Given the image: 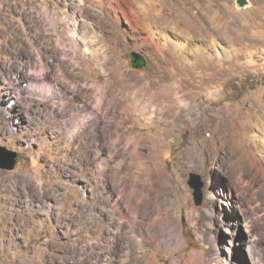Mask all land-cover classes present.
<instances>
[{
    "label": "rangeland",
    "instance_id": "1",
    "mask_svg": "<svg viewBox=\"0 0 264 264\" xmlns=\"http://www.w3.org/2000/svg\"><path fill=\"white\" fill-rule=\"evenodd\" d=\"M80 1L0 0V146L16 152L12 169L0 167V264H100L110 239L118 246L113 254L121 250L123 236L111 233L124 222L100 221L95 210L86 214L98 188L93 164L84 161L95 158L98 144L102 154L128 150L147 161L148 175L134 178L148 195L141 207L151 218L164 217L152 229L175 225L184 238L182 246L175 240L170 247L143 245L131 264H194L195 252L209 264H255L249 239L264 238V0L244 7L236 0H131L137 20L115 24ZM80 4L89 13H79ZM94 14L103 19L96 22ZM76 40L81 46L68 51ZM60 47L65 51L57 59ZM131 52L147 60L146 69L130 66ZM102 83L109 108L129 106L128 85L131 96L167 93L190 114L165 132L160 119H123L112 110L100 119V137L83 128L69 137L60 91H67L72 113L81 96L93 102L94 86ZM116 133L120 141L111 150L106 141ZM83 165L89 182L74 180L83 177ZM190 173L201 182L198 204ZM111 188L118 190L112 182ZM155 188L162 199L170 196L161 209ZM244 218L253 225L250 233ZM163 235L160 240L168 238Z\"/></svg>",
    "mask_w": 264,
    "mask_h": 264
},
{
    "label": "bare ground",
    "instance_id": "2",
    "mask_svg": "<svg viewBox=\"0 0 264 264\" xmlns=\"http://www.w3.org/2000/svg\"><path fill=\"white\" fill-rule=\"evenodd\" d=\"M84 1L87 3L89 2L90 6L93 8H97L100 13L105 14V15H109L110 17H112V22L114 24L120 22L122 20V18H124L126 20L127 19L137 20V15H136L137 11H136L134 4H132L131 0H126V2L128 4L127 7H125V5H123L121 0H81L80 2L82 3ZM78 11H79V13L84 12V14H85L86 12L90 11V8H88L86 5L80 4ZM120 14L122 15V17L120 16ZM94 18L96 19V22L99 19L100 20L103 19V17H101V15H98V14H94ZM76 31H77V28L74 27L73 32L75 33ZM90 40H91V38H90ZM71 42H72V40H71ZM70 44L71 43L69 42V45ZM57 45H60V44L57 43ZM69 45L67 46L68 51H70V50L73 51L74 49L78 48V46H81V43H80V41L76 40V41H73L71 46H69ZM83 45H85L83 48L86 49L84 51L88 52L87 49L91 47L88 45V40H86V42H84ZM61 51L63 53L65 51V47H60V51L56 50V52H54L55 55H57V59H59V55H60ZM91 52L93 53V51L90 50L87 54L91 55ZM66 57H64V58H66ZM94 59H96V58H94ZM61 60H62V58H61ZM64 61H66V60H64ZM82 69H80V71ZM33 75H35V74H33ZM35 76H37V75H35ZM161 81H163V80H161ZM160 84H162V83H160ZM93 86H94V84H93ZM94 87H96L97 92H99V95L95 97L94 101L88 102L85 97L80 95L82 98L81 100H83V101L81 104L77 105L76 108H74V111L72 113H70L67 110L69 102H70V99L67 96V91L66 90L60 91L61 96L64 99V106H63L62 112L70 115L69 124H66V127L69 128V130H68V133H69L68 136L69 137H74V135L78 134L79 131L81 133L82 128L84 129V133H86L88 130L92 129L93 130L92 134L96 133L93 135H95L96 138L100 137L102 132L101 131L97 132V128L100 125L103 130L105 129V127H103V125L100 123V119L101 118H103V119L107 118V113L109 111H112V110H118L117 115L122 116L123 119H126L127 117L129 118V116L131 114L134 115V117L135 116L140 117L142 120L146 119L145 122L150 123V124L153 123L155 120L157 121V119H160V121L164 125V131L165 132L170 131L172 129L173 124L176 121L186 120L185 116L190 114L189 112L186 113L187 110L184 107L178 108L177 106H179V104L175 101V99L171 95H169L167 93H165V94H162V92L158 93L160 90L157 93H155L156 91L154 93H152V91H151L150 92L151 94H146V92L142 93L139 91V92H136L133 96H131L132 91L127 89L128 85H127V87L124 86L123 91L125 92L124 95L126 96L127 100L130 101L129 106H127V107H125V106L121 107L120 106V108H109L108 105H104V103H103V100L106 97L107 84L102 83V85L98 84V86H94ZM138 88H141V87H138ZM144 88H146V87H144ZM70 89H72L74 91V87H70ZM129 89H130V86H129ZM147 90H149V89H147ZM76 94L78 97L79 94L78 93H76ZM145 101H147L146 104H145ZM151 107L153 109L149 110ZM253 115L255 116L257 114L254 113ZM59 116L63 117L62 115H59ZM113 119H115V118H113ZM259 119H261V118H259ZM256 120H258V119H256ZM67 121L68 120H66L65 122L67 123ZM57 122L59 123L60 121H57ZM50 126H52V125H50ZM226 129H227V126L223 127L222 131L225 132ZM224 132H222V133H224ZM218 133H219V131H218ZM116 134H114V135L110 134L108 140L106 141L107 148H109L111 150L115 149L117 142L120 141L119 140V133H116ZM134 135L127 137V143L135 140L136 137ZM158 136H161V135H158ZM220 138L222 139V144H228V146H229L230 143H229V140L227 138H223L222 134L220 135ZM86 140H88V139L86 138ZM96 142L98 143L99 140L97 139ZM158 144H159V142H158ZM128 146H129V144H128ZM100 148L101 147L99 146V144L96 145V151H95V156H94L95 158L86 159L84 161V162H88L90 164H93V166H94L93 172H94V180H95L94 182H95V186H97V188H98V193H96V194L92 193L93 195L91 194V196H93L95 198L94 200H96L97 203L92 204L90 208H87L86 214L87 213H93V210H95V216L100 221L106 220V221H104L105 223H111L113 220L118 219L119 221L124 222V224L120 225V228L116 227L117 229H115L113 231V233H111L114 237H118L120 235L123 236V242L119 245V247L121 246L120 247L121 250H116L115 254H113L115 247L117 249L118 246L116 244H114L113 239L108 240V242H106V245L104 246V248H101V250H100L101 256L104 257L102 259V263H100V264H113L114 261H119L118 264H131L132 258L134 257V255H136V253H138V249H141V247L143 245L145 246L149 243H152L154 245V247H160V244H163L164 246L170 247V246H172V243L170 241L175 240V244H174L175 246L176 245L177 246L184 245V238H183L182 234L180 232L175 231L173 228L175 225L174 226L170 225L169 226L170 231L165 230L166 232L164 230L160 229L159 227L152 229L151 222L153 223L158 218L164 219V217H162L161 215H156L153 218H151L150 213L148 214V211L145 212V208L141 207L142 206V204H140L141 201L144 199L148 200V195H147L146 190L141 189L139 187L141 185V180L148 175V173H147V169H148L147 161L144 160L142 157H140L141 156L140 154H138L137 152H134V151L133 152L130 151V153H129L128 150L122 151V152H116V150L114 152H112V151L108 150V152L106 154H102L100 152ZM212 148H214V147H212ZM124 149H126V148H124ZM77 155H79V154H77ZM129 155H131V156H129ZM129 158L132 161H134L132 165L130 164L131 166H129V164H128ZM65 160H67V159H65ZM78 169L81 171V174L83 177H81V178L79 177V178L75 179L72 176V173H69L68 176L71 177L70 180H72L74 178V180H80L81 179L84 182H89L90 179L86 175L88 168H86L83 165V166H80ZM263 172H264V170H263ZM122 173H126V177L124 179L121 178ZM136 176L142 177V179H134ZM110 182H112V184H115V186L118 188V190L115 191L113 188H111V192H108L107 186H109V188H110ZM166 197L164 199L159 197L157 188H155V196L153 198H154V202L156 203V206L158 208L161 209L163 207L162 201L170 199L169 195H167ZM138 205H139V207H138ZM106 206H109V209H107ZM86 214H85V216H86ZM163 222H165V221H163ZM239 223H240V220L235 222V225H234L235 229L238 228ZM241 223H243V226H244L246 232L250 233L253 230V225H251V222L249 220H247L246 218L242 219ZM166 227H168V226H166ZM144 228H146V230H147V235L145 234L146 231H145V233L142 232V230ZM164 233H166L168 238H166V239L164 238V240H160L161 236L162 237L164 236L163 235ZM153 238H155L154 242H152ZM230 239L232 241L236 240L234 236H231ZM249 242H250L249 247H251L250 248L251 256H252V259L254 258L255 264H264V262H261V261H264V260H262L263 259L262 257H264V238L262 236L255 237L253 239L251 238V239H249ZM117 253H118V259H117ZM87 255H88V253H87ZM114 255L116 256V259L114 258ZM124 255H127L126 258ZM102 257H97L98 261ZM195 258L197 259V261L194 264H209V263H205V261L203 259V255L200 252H195ZM142 260H143V258H142ZM103 262H106V263H103ZM215 264H224V263L221 262V263H215Z\"/></svg>",
    "mask_w": 264,
    "mask_h": 264
},
{
    "label": "water",
    "instance_id": "3",
    "mask_svg": "<svg viewBox=\"0 0 264 264\" xmlns=\"http://www.w3.org/2000/svg\"><path fill=\"white\" fill-rule=\"evenodd\" d=\"M248 0H236V4L239 7H244L248 5ZM128 57L130 59V66L133 68H142L146 69L148 66L147 60L138 52L128 53ZM16 162V152L5 148L4 146H0V167L4 169H12ZM189 183L192 184L195 189L196 195V203H199V186L201 182L199 181V176L195 173H190L189 175Z\"/></svg>",
    "mask_w": 264,
    "mask_h": 264
}]
</instances>
